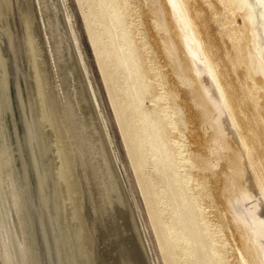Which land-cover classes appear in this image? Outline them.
Listing matches in <instances>:
<instances>
[{"label": "rangeland", "instance_id": "374dc122", "mask_svg": "<svg viewBox=\"0 0 264 264\" xmlns=\"http://www.w3.org/2000/svg\"><path fill=\"white\" fill-rule=\"evenodd\" d=\"M59 3L147 264H264L229 202L264 191V62L245 0Z\"/></svg>", "mask_w": 264, "mask_h": 264}, {"label": "water", "instance_id": "95a60500", "mask_svg": "<svg viewBox=\"0 0 264 264\" xmlns=\"http://www.w3.org/2000/svg\"><path fill=\"white\" fill-rule=\"evenodd\" d=\"M0 264H147L59 0H0Z\"/></svg>", "mask_w": 264, "mask_h": 264}, {"label": "bare ground", "instance_id": "6f19581e", "mask_svg": "<svg viewBox=\"0 0 264 264\" xmlns=\"http://www.w3.org/2000/svg\"><path fill=\"white\" fill-rule=\"evenodd\" d=\"M245 2H246V8L248 11V18H249L247 19L249 20L251 33H253V47L260 50L261 59L264 62V0H245ZM180 13L179 12L176 13L174 19L177 21L180 30L186 33L185 23L184 20L182 19L183 16H181ZM189 47L191 48L192 51L193 50L196 51L195 46H193L192 48L190 44ZM194 63L198 66V70L202 72V74L204 75L207 73L209 74V72H207V66L204 65L203 56H201V52L199 53L198 50H197V55H194ZM205 90L212 102L215 103V101L219 100L215 85L211 80H209L207 87H205ZM218 107L219 106L217 105L216 108ZM241 198L235 197L234 199L229 201L230 206L233 209L234 213L236 214V217L240 221H243L246 227L251 231V236L253 237L254 245L257 251L260 253L261 258L264 259V230L262 228V224L260 223L262 221H259V217H258L260 213L264 221V191L263 190L257 191L256 199L251 202H247L246 200ZM260 207H261V212H259Z\"/></svg>", "mask_w": 264, "mask_h": 264}]
</instances>
